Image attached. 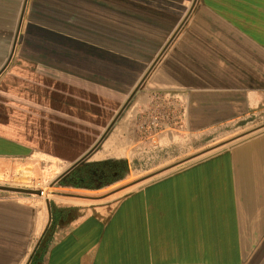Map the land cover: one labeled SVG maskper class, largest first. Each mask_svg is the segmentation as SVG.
Wrapping results in <instances>:
<instances>
[{
    "label": "crops",
    "instance_id": "1",
    "mask_svg": "<svg viewBox=\"0 0 264 264\" xmlns=\"http://www.w3.org/2000/svg\"><path fill=\"white\" fill-rule=\"evenodd\" d=\"M174 33L144 81L172 95L158 138L231 127L239 139L110 203L53 200L73 212L51 228L48 200L0 191V264H264V0H27L0 74V173H64ZM141 86L92 161L139 145Z\"/></svg>",
    "mask_w": 264,
    "mask_h": 264
},
{
    "label": "rangeland",
    "instance_id": "2",
    "mask_svg": "<svg viewBox=\"0 0 264 264\" xmlns=\"http://www.w3.org/2000/svg\"><path fill=\"white\" fill-rule=\"evenodd\" d=\"M149 66L150 63H147L143 67H135V85L139 82ZM152 86L153 85H150L151 88H153ZM141 90L143 93L148 92V98L146 102L144 101L137 107L136 113L134 114L135 125H133V131L139 139V145L136 144L130 146L128 149L129 152L125 158H110L126 160V170L122 174V178L98 190L88 191L84 188L60 185L59 181H56V179L63 172L58 176H53L52 173L47 176L42 173V171H39V176H34L35 186L34 188H31H42L44 194L36 195V197H39V199L42 200H48L50 206L53 207H55L53 200L78 203L77 205L80 206L91 203L99 204L104 200H109L108 203H110V201H115L116 198H119L122 194L139 187L152 179L165 175L176 167L230 147L240 137V134L233 131V129H230V127L225 130L214 129L204 132H181V137L175 142H172V138L169 137H167L165 141L162 139L160 140L158 137L161 133L170 131L168 127L169 123H172V115L169 100L172 98V95L167 92L156 91L154 93L153 91H149L146 88V82L142 84ZM159 110L165 112L168 116L164 125L154 129L152 122L154 117L159 114ZM93 147L94 144L89 146L85 153ZM205 150L208 151L204 152ZM201 152L204 153L195 156ZM80 157H78V159ZM90 162L93 161L89 155L84 163ZM72 164L73 163H68L66 165L70 167ZM0 185L25 187L16 184L13 180H8L6 182L0 181ZM71 208L74 209L73 207ZM72 212L73 210L71 213H68L65 218L67 219L70 217Z\"/></svg>",
    "mask_w": 264,
    "mask_h": 264
},
{
    "label": "trees",
    "instance_id": "3",
    "mask_svg": "<svg viewBox=\"0 0 264 264\" xmlns=\"http://www.w3.org/2000/svg\"><path fill=\"white\" fill-rule=\"evenodd\" d=\"M21 1L22 0H0V67L3 64V62L6 59L7 53L10 49L11 41L13 38L14 30H15V25L17 22L18 18V13L19 9L21 6ZM162 38L164 35H161ZM116 67H109V69L116 71ZM104 71V69H98L96 73V80L97 83L100 85L104 86H109L108 84L105 83L107 73H101V71ZM125 69H121V73H124ZM117 72V71H116ZM131 75V72L128 73ZM154 85V84H151ZM70 130L66 129V132ZM72 132H70L71 134ZM69 134V133H66ZM73 134V133H72ZM85 145L81 144L78 147L73 146V149L76 151L77 149L84 148ZM70 148V147H69ZM67 155V154H66ZM85 167H89L90 169L93 168H100L104 169L103 175H102V182L99 183H89V184H68V183H61L59 181V184L62 186H72L74 188H84V189H99L102 188L106 185H109L113 183L114 181L121 179L122 174L125 172V167H126V160L123 159H104L100 161H93L90 163H84ZM82 169V168H81ZM80 169V172H81ZM51 207V224L50 228L54 227L56 224H59L60 222H64L66 215H64L66 209H58L56 207L50 206ZM47 233V231H46ZM40 248L38 246L37 252H39ZM36 255L32 257L31 261L29 264H34L36 260Z\"/></svg>",
    "mask_w": 264,
    "mask_h": 264
},
{
    "label": "water",
    "instance_id": "4",
    "mask_svg": "<svg viewBox=\"0 0 264 264\" xmlns=\"http://www.w3.org/2000/svg\"><path fill=\"white\" fill-rule=\"evenodd\" d=\"M26 2L27 0H23L22 1V5H21V9L18 15V19H17V23L15 26V30H14V34H13V38L11 41V45H10V49L8 52V55L4 61V63L1 65L0 67V74L3 72V70L7 67V65L9 64L14 50H15V46H16V42L18 39V35H19V30H20V26H21V22H22V18H23V13L25 10V6H26ZM176 33H174L170 39L166 42V44L162 47L161 51L158 53L157 57L153 60L152 64L149 66V68L147 69V71L144 73V75L142 76V78L140 79V81L138 82V84L136 85V87L134 88V90L130 93V95L128 96V98L126 99V101L124 102L123 106L121 107V109L118 111V113L115 115L113 121L107 126V128L104 131V134L102 135V137L99 139V141L96 143V145H94L93 148H91L90 150H88L84 155H82L77 161H75L71 167H69L64 173H62L57 179L56 181H59L60 178L66 174L67 172L71 171L73 168L78 167L80 165H83L86 158L91 154V152L95 149V147L98 145V143L103 139V137L105 136V134L110 130V128L112 127V124L114 123V121L116 120V118L121 114V112L123 111V109L126 107V105L129 103V101L132 99V97L134 96V94L136 92L139 91L140 86L142 85V83L145 81V79L147 78V76L149 75V73L151 72V70L153 69L154 65L157 63L158 59L161 57V55L165 52V50L167 49L170 41L172 40V38L174 37ZM208 150H205L204 152H206ZM204 152L198 153L195 156H199L201 154H203ZM55 181V182H56ZM0 191H6V192H11V193H19V194H30V195H40V190L38 189H32V188H26V187H16V186H9V185H0ZM47 208H48V223L47 225L51 222V208L49 205V202H46Z\"/></svg>",
    "mask_w": 264,
    "mask_h": 264
},
{
    "label": "built area",
    "instance_id": "5",
    "mask_svg": "<svg viewBox=\"0 0 264 264\" xmlns=\"http://www.w3.org/2000/svg\"><path fill=\"white\" fill-rule=\"evenodd\" d=\"M154 119H153V126L154 129H157L159 126L164 125L167 114L161 110H159ZM8 180H13L16 182V184L23 185L26 188H34V171L33 168L29 165H23L21 166L14 174H7V173H0V181H8ZM40 190V195L44 194V190L42 188H39Z\"/></svg>",
    "mask_w": 264,
    "mask_h": 264
},
{
    "label": "flooded vegetation",
    "instance_id": "6",
    "mask_svg": "<svg viewBox=\"0 0 264 264\" xmlns=\"http://www.w3.org/2000/svg\"><path fill=\"white\" fill-rule=\"evenodd\" d=\"M82 168V169H81ZM81 169V172H80ZM104 169L85 167V165H80L73 168L71 171L67 172L60 178L61 183L68 184H89V183H99L102 182V175Z\"/></svg>",
    "mask_w": 264,
    "mask_h": 264
}]
</instances>
